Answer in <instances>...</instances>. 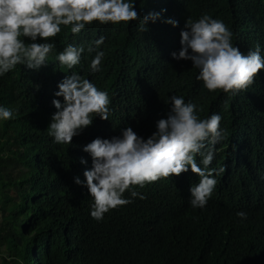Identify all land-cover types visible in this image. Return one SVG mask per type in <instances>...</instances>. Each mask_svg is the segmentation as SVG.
Returning a JSON list of instances; mask_svg holds the SVG:
<instances>
[{
    "label": "trees",
    "instance_id": "obj_1",
    "mask_svg": "<svg viewBox=\"0 0 264 264\" xmlns=\"http://www.w3.org/2000/svg\"><path fill=\"white\" fill-rule=\"evenodd\" d=\"M132 2L141 19L166 9L162 18L179 26L149 21L148 31L141 32L140 20L94 23L78 36L63 28L50 41L55 49L45 66L17 65L0 77V105L14 112L13 119L0 120V264H264V70L247 90L230 96L207 91L191 61L171 56L181 48L186 20L205 13L224 22L241 52L259 44L264 56V0ZM100 36L106 37L101 71L91 72L95 53L87 50L73 69L56 60L68 44L87 49ZM73 72L107 91L110 115L108 121L93 117L72 144L61 145L47 128L58 84ZM172 95L195 103L201 119L222 116L225 138L210 167L223 166L225 172L215 177L206 207L190 206L189 189L199 177L189 171L137 187L144 199L109 211L100 222L92 219L93 201L74 182L92 167L83 147L128 126L147 138L170 112ZM124 196L131 199L130 192ZM239 211L247 213L246 220Z\"/></svg>",
    "mask_w": 264,
    "mask_h": 264
},
{
    "label": "clouds",
    "instance_id": "obj_2",
    "mask_svg": "<svg viewBox=\"0 0 264 264\" xmlns=\"http://www.w3.org/2000/svg\"><path fill=\"white\" fill-rule=\"evenodd\" d=\"M166 11H152L141 19L132 0H0V77L17 65L36 70L45 66L55 49L50 41H54L63 28L78 36L94 23L119 25L140 20L141 32L148 31L149 21L162 20L178 27L177 20L162 18ZM180 37L181 48L171 53L172 58L191 61L193 67L199 69L197 79L209 92L236 95L252 86L264 70L259 44L247 54L241 52L238 46H233V33L224 22L206 13L195 21L189 17ZM105 39L100 36L90 42L87 49L83 45L68 44L57 54L56 60L61 67L73 69L87 50L89 54L95 53L90 69L93 74L97 73L105 56L101 50ZM54 97L52 104L56 111L51 116L47 134L56 144H72L74 137L93 125V117L109 120L111 100L107 91L100 90L79 73L67 75L58 84ZM169 105L167 117L156 121V130L147 138L128 126L121 129L118 136L97 137L83 147L91 157L92 167L85 169L83 181L77 176L74 182L86 187L93 201L92 219L100 222L109 211L132 203L134 198L144 199L134 190L137 187L179 177L189 171L199 177L189 189L190 206L206 207L217 185L215 177L225 172L223 166L210 167L216 145L225 138L220 127L222 116L213 113L201 119L195 103H186L183 97L176 95L170 96ZM13 117L11 108L0 105V120ZM198 156L200 163H197ZM80 162L87 164L84 158ZM126 192H130L131 199L125 198ZM236 215L241 220L247 219L244 211Z\"/></svg>",
    "mask_w": 264,
    "mask_h": 264
},
{
    "label": "crops",
    "instance_id": "obj_3",
    "mask_svg": "<svg viewBox=\"0 0 264 264\" xmlns=\"http://www.w3.org/2000/svg\"><path fill=\"white\" fill-rule=\"evenodd\" d=\"M0 221H1V219H0Z\"/></svg>",
    "mask_w": 264,
    "mask_h": 264
},
{
    "label": "rangeland",
    "instance_id": "obj_4",
    "mask_svg": "<svg viewBox=\"0 0 264 264\" xmlns=\"http://www.w3.org/2000/svg\"><path fill=\"white\" fill-rule=\"evenodd\" d=\"M20 212V211H19ZM22 214V213H21Z\"/></svg>",
    "mask_w": 264,
    "mask_h": 264
}]
</instances>
